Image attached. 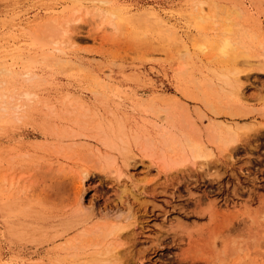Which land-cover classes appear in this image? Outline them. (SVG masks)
<instances>
[{
    "label": "rangeland",
    "instance_id": "obj_1",
    "mask_svg": "<svg viewBox=\"0 0 264 264\" xmlns=\"http://www.w3.org/2000/svg\"><path fill=\"white\" fill-rule=\"evenodd\" d=\"M56 24L72 40L51 52L44 39ZM224 36L249 53L241 73L249 102L222 96L211 80ZM25 91L36 98L18 109ZM0 105V264H264V0H0ZM113 113L158 154L177 153L187 138L212 161L138 189L147 206L134 204V234L123 242L131 247L112 262L94 261L87 250L101 248L119 209L130 206L98 161L93 125ZM227 123L257 129L227 149ZM133 150L145 165L131 161L127 170L119 157L126 180H165L159 162ZM145 166L151 174L140 181ZM78 200L91 217L71 228L64 221Z\"/></svg>",
    "mask_w": 264,
    "mask_h": 264
},
{
    "label": "bare ground",
    "instance_id": "obj_2",
    "mask_svg": "<svg viewBox=\"0 0 264 264\" xmlns=\"http://www.w3.org/2000/svg\"><path fill=\"white\" fill-rule=\"evenodd\" d=\"M69 22L70 21H68L67 24ZM49 26L53 27V29L51 30V32H53V33L51 35H48L46 33L47 34L46 35V38L47 39H44V36H43L41 40H43V39L45 40L46 44L44 45V47L45 46H48L50 48V51L51 50H61L62 49V46L64 45V43L66 41L72 40V39H70L71 38L70 34H68V27L65 28V27H63L62 24H56L55 26L54 25H49ZM43 41H41V42H43ZM234 42H236V41H234ZM234 42L230 40V37H226V36L222 37L219 40L218 46L216 48H217V53L219 55H221V57H222V60H221L222 61V65H220L221 67H217V68L212 69V78H211V80L217 82L218 86H220V88L218 87L219 88L218 90H221L222 92L221 91L220 92L218 91V92L219 93H223L222 96L224 95L228 99L231 98L233 100L238 101L239 103H241V101L242 102H249L248 101V100H250L249 99L250 98L249 97V93H248L249 90L244 86V82H243V80L241 78V73L244 71V68L243 67L252 64V61L248 59L249 53L247 51L243 50V49H241L240 51H238L239 49L237 50L238 46L236 45L238 43L235 44ZM200 45L202 46V44H200ZM203 48L205 49V47H203ZM45 53H47V51H45ZM239 57H243L245 59L239 60ZM30 61H31V59H30ZM219 93H217V94H219ZM24 95H26L27 101H25L26 99L24 98L22 100V102L24 101V103H23L24 106L22 105L23 107H20L18 109H21V108L24 109L27 105H30L31 102L28 103V101L29 100L33 101V99H31V97H35L36 98V96L32 95V93H30L28 91L27 92L25 91ZM25 102H27L28 104L26 103L27 104L26 105ZM3 103H2V106L4 105ZM11 104H12V102H11ZM18 105L20 106L19 103H18ZM6 106H7V104H6ZM89 106L90 105H88L87 107H89ZM17 107L18 106L16 105V110H17ZM104 107H106V106H104ZM3 109L4 108L1 107L0 110H3ZM106 109H107V107L105 108V112H106ZM108 110H109V107L107 109V113H109ZM18 111H20V110H18ZM24 111L25 110H23V112ZM74 111H77V109L74 110ZM74 111H72V113L70 114L71 117L74 116ZM85 111L86 110L84 108V113H83V111H82V113L79 112L81 114V116L83 114L82 117H84V119L86 117L85 116L86 115L85 113L89 112V110L86 111V112ZM92 112H94V111H91V113ZM110 112H114V111H110ZM97 113L99 114V112H97ZM107 113H105V115H108ZM23 114H25V113H23ZM100 114H101V112H100ZM17 115L15 114V116H17ZM87 115H88V113H87ZM95 115H96V113L94 112V116ZM105 115L102 114L101 115V118H103L102 116H105ZM19 116L22 117L23 116L22 113L19 114ZM81 116H78V117H81ZM94 116L91 115V118L90 119H93ZM96 116L98 117V115H96ZM82 117H81V119L83 120ZM78 119H80V118H78ZM99 119L100 118H98V121H99ZM71 121H72V119H71ZM75 121L77 122V120H75ZM79 121H81V120H79ZM89 121H91V120H89ZM98 121L96 122L97 124H94L93 125V126H95V129H98L99 130V131L97 130V132H96L97 134L94 135V136L98 137L99 135H101L100 138L98 137V139L102 142L101 144L103 146V149H100V148L97 149L100 152L99 153L100 160H98V161H101L102 162V163L100 162L102 164L101 166L104 167V168L102 167V169L107 170V172H108L107 173V176H108V174H109V176H110V174L111 175L112 174L115 175V176H113V175L110 176V178L108 176V178H109V180L111 179V181L116 182V183L113 182L114 185L117 184V189H116V190H118L117 199L119 198V199H121L120 201H122V200L124 201V198L126 197L128 199V201L130 202V206H128L129 204L127 205L128 206L127 212L125 211L127 214L125 212H123V210H126L127 209L126 208V205H125V208L126 209H123L124 207L123 208L121 207L122 210L119 209L121 211V212L119 211L120 212V214H119L120 217L118 216V218H116L117 220L116 221H113L112 226L110 228V231L105 233V236H104L105 237L104 238L105 241L103 240L105 242V245L103 244V241H102L101 248H100V245L99 244L98 245H95L96 248L95 249L92 248L93 250H91V248H90L91 246L90 247H87V248H90V250H87V251L91 252V251H94L95 250V252H96L95 255H92V257H90L91 256L90 255L89 258L94 259V261H108V262H112L114 260L119 259L120 255L122 254L123 251H124V254L126 253V251H128L127 248L129 246H127V247L124 246L125 245L124 244L125 243L124 239H126L128 237L130 238V235L134 234V228L133 227L131 228V226L136 221V219L133 218L134 217V213H135L134 212V210H135L134 208L136 206H138L137 209L140 210V209H144L147 206V202H145L144 200H142V198L140 197V194L138 192V189H141V187H143L144 189H147V188L150 187L151 190H155L161 184H165L167 181L173 180V178L175 176L179 175L178 173H181V172L185 171L186 170L185 168L186 167H190L192 165V163H194L193 165H195V164L199 165L200 164L199 166H201V165L203 166V164L210 162V160L212 159V152L207 147L206 148L208 150L206 148L204 149L201 146L194 145L195 142L192 143V142H190L189 139H187L186 137H184L186 139H181V143H182V144L180 143L181 144V146H180L181 148H179V151L177 153H172L171 154V152H170V150L168 148V149H163V151L162 152H159L160 154H158V152L156 150V147H155V145H154V143H153L152 140H150V142H147V139L145 138V136L144 135L141 136L140 132L137 129H135V130H137L139 132L140 136H139L138 132H137L138 135H135L136 134L135 133L136 131L133 130L132 128L130 130L127 129L126 124L124 123V121L122 120V118H120L118 115H115L113 113L111 115V117H106L105 116V118H103L102 120H100V123ZM76 122H75V124L77 125L78 122L77 123ZM85 122H83L81 124H84ZM194 122L195 121H192L193 126H195ZM86 124L87 123H85L84 125H86ZM91 124H93V123H91ZM84 125H82V127L80 126L81 129L83 128ZM196 126H199V125H196ZM225 126H226V128L224 129V132L226 130L225 133H226V136L227 137L225 136V139L222 138L223 139L222 140L223 141L222 144L227 149L230 148V147H232L235 143H237L239 141H245V140H247L248 139V136H249V132H251L255 128V125H253V124H248V125L242 124L241 125V124H238V123H233V124L232 123H227V125H225ZM85 127H87V125ZM221 127H223V126H221ZM91 128L89 127V130ZM129 128H130V126H129ZM84 129H86V128H84ZM169 129L171 130V128H169ZM255 129H257V127ZM78 130H75V131L77 132ZM131 130L135 131L134 132L135 134L133 136L130 135V132H132ZM81 131H79L77 133L80 134ZM166 131H169V130H166ZM72 132H74V131H72ZM98 132H100L99 135H98ZM215 132L212 133V134H215L214 136H212V138L214 137V140H216L218 138L216 136V133ZM198 133H200V132H198ZM222 134H223V132H222ZM162 135H163V133H162ZM199 135H201V134H198V135L195 134V138L197 137L196 140L198 139L197 140V143H198V141L200 142V140L203 142L202 139L199 140V137H201ZM163 136H161L162 139L164 138ZM206 136H207V134H206ZM141 137H143V138H141ZM168 137H169V135H168ZM144 138H145V141L147 143L144 141L146 144L143 142L144 145L141 146L140 145V141L142 139H144ZM208 138L211 141L210 137H208ZM191 140H192V138H191ZM163 141H164V139H163ZM173 142H175V141H173ZM168 144H169V142H168ZM175 145L177 146L176 143H175ZM135 146H138L140 148L141 153H143L144 156H147L150 159V162H151L152 165L154 163H156V161L160 163V165H161V167H162V169L164 170V173H165V180L164 181H160L159 179H155L149 185H140V184L136 183V181H134L133 179H132L133 181L132 180L129 181V180H126L124 178V177H127V176L128 177H131V176H129V174L127 176H125L126 173H124V172H126V170L124 171V169H123L125 166L126 167L127 166L130 167L131 161L134 163V166L135 167H136V163L139 164V165H141V164H144L145 165V161L144 160H141L140 162H137V160L135 159L136 155H135L134 150H133L135 148ZM175 152H176V150H175ZM119 157L121 158V160H120L121 163L124 162V164H125V166H123V168H121L122 166L120 167V163L117 162V159ZM189 164H191V165L189 166ZM146 166H147V164H146ZM146 166L143 167V169L141 170V175L142 176L141 177L139 176L140 177L139 178L140 181H143L147 177V175L151 174L150 173V170L147 169ZM128 167H127V170H128ZM135 167L132 166V168H134V171H135ZM121 169H123V170H121ZM130 170H131V168H130ZM88 171L89 170H87V168H84L81 171V175H82V179L83 180H85L88 177ZM133 173H135V172H133ZM135 176L136 175H134V177ZM135 187H137L136 188L137 190H135ZM81 198H83V197H81ZM82 200H80V201L78 200L79 204H76V207L74 206L75 208L78 207L76 210L73 209L74 213L69 214L71 216L73 215V217L69 216L68 219H70V218H72V219H70V221L68 219L66 221H64V222H67L68 221L67 222L68 224L67 223H64V224H66L67 226L71 225L70 226L71 228H72V226L75 227V225L84 224L86 222V220H88L91 217V216H89L90 213L88 214V212H91V211H87L89 209H87L85 207L86 204ZM126 202L127 201L123 202V204L124 203L127 204ZM24 203H26V202H24ZM5 204L7 205V203H5ZM27 204L26 205L24 204L26 206V208L24 207V210H26V211H28L27 208H29V207H27ZM7 211H9L8 208H7ZM71 211H72V209H71ZM145 211H146V208H145ZM35 213H36L35 215H37V211ZM38 213H40V211ZM69 213H71V212H69ZM31 215H32V213H31ZM43 215H45V214H43ZM31 218L32 217H30V219ZM45 218H47V217H45ZM27 225H29V224L27 223ZM40 229H42L41 226L38 229V232L39 233H41L40 232L41 231ZM50 230H51V228H50ZM35 231H36V227H35ZM35 231H34V233H35ZM38 232H36V233H38ZM41 234H43V233H41ZM78 250L76 251L77 253H79ZM82 250H84L85 253H88L85 249H82ZM82 250H81V252H83ZM132 252H133V249H132ZM82 254L84 256V252ZM89 260H91V259H89ZM240 262H241L240 264H242V263L247 262V261L244 260V262H242V261H240ZM252 263L254 264L253 261H252Z\"/></svg>",
    "mask_w": 264,
    "mask_h": 264
}]
</instances>
